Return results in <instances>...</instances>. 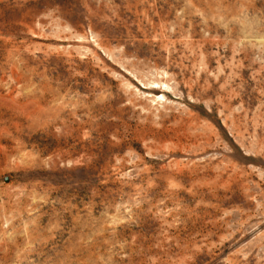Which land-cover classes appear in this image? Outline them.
<instances>
[{
    "label": "rangeland",
    "instance_id": "obj_1",
    "mask_svg": "<svg viewBox=\"0 0 264 264\" xmlns=\"http://www.w3.org/2000/svg\"><path fill=\"white\" fill-rule=\"evenodd\" d=\"M0 264H264V0H0Z\"/></svg>",
    "mask_w": 264,
    "mask_h": 264
}]
</instances>
